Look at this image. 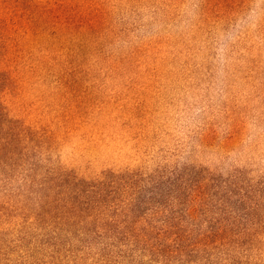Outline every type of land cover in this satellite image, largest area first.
<instances>
[{
	"label": "rangeland",
	"instance_id": "obj_1",
	"mask_svg": "<svg viewBox=\"0 0 264 264\" xmlns=\"http://www.w3.org/2000/svg\"><path fill=\"white\" fill-rule=\"evenodd\" d=\"M23 1L29 29L0 39L28 147L0 161V264H111L94 220L53 211L96 193L225 244L191 264H264V0Z\"/></svg>",
	"mask_w": 264,
	"mask_h": 264
},
{
	"label": "trees",
	"instance_id": "obj_2",
	"mask_svg": "<svg viewBox=\"0 0 264 264\" xmlns=\"http://www.w3.org/2000/svg\"><path fill=\"white\" fill-rule=\"evenodd\" d=\"M30 6L29 2L23 0H0V39L6 36L10 25L21 28L24 26V20L30 21L28 17L31 12ZM24 28L29 29L25 26ZM1 76L0 72V84L8 85L9 81L1 79ZM25 141L26 137L18 133L14 123L4 120L0 108V161H10L18 154L17 149L23 158L24 151L28 150ZM77 195L80 196L79 192ZM79 198L83 199L80 203L77 201L78 198L66 204L56 200L55 203L60 205L53 207V211L60 210L58 217L64 222L75 217L81 222L86 218L94 220L92 222L94 230L89 236L83 232L82 227L78 230L86 235L88 239H84L89 245L91 242L104 241L100 253L111 264H191L201 252L208 254L218 245H225L219 240L212 241L210 232L202 234L193 223L181 224L170 221L160 224L143 223L139 203L133 205L136 208H129L130 204H127L129 201L121 197L96 193L94 196L86 195ZM191 202V207L185 213L189 219L197 212V197ZM44 204L52 203L48 198ZM131 218L135 220L131 221Z\"/></svg>",
	"mask_w": 264,
	"mask_h": 264
}]
</instances>
